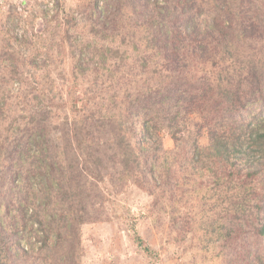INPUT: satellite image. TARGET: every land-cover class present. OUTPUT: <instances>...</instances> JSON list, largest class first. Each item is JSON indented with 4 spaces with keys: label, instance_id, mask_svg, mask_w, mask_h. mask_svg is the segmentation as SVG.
I'll use <instances>...</instances> for the list:
<instances>
[{
    "label": "trees",
    "instance_id": "trees-1",
    "mask_svg": "<svg viewBox=\"0 0 264 264\" xmlns=\"http://www.w3.org/2000/svg\"><path fill=\"white\" fill-rule=\"evenodd\" d=\"M89 2L90 15L97 14L91 34L103 42L79 47L96 58L88 60L91 82L87 65L74 56L71 16L58 34L59 52L71 62L61 75L68 98L60 104L48 98L50 108L63 113L59 160L44 153L50 112L11 118L3 127L7 104L0 107L2 132L22 134L10 148L8 138L0 142V264H78L79 229L95 221L86 198L92 207L102 201L95 190L110 177L100 151L105 146L114 150L111 169L117 166L121 180L146 190L153 205L167 200L162 180L176 179L170 190L176 204H163V210H175L181 239L212 242V264L227 258L264 264V0H80L78 8ZM13 40L34 46L24 37ZM21 52L10 49L14 65L7 78L28 85L24 72L48 64L38 65L39 53L27 61ZM136 52L142 54L140 72L133 71L129 86V74L121 71L134 69L127 55ZM80 80L90 87L77 97ZM88 102L96 108L87 113ZM162 132L172 149L162 147ZM28 145L39 154H30ZM34 179L45 183L39 193L32 190ZM52 190L58 203L50 214L46 196ZM35 225L31 234L24 230Z\"/></svg>",
    "mask_w": 264,
    "mask_h": 264
},
{
    "label": "rangeland",
    "instance_id": "rangeland-1",
    "mask_svg": "<svg viewBox=\"0 0 264 264\" xmlns=\"http://www.w3.org/2000/svg\"><path fill=\"white\" fill-rule=\"evenodd\" d=\"M79 2L80 0H0V107L7 104V110L4 113L0 109L5 118L3 127L8 124L11 118L21 121L20 118H26L27 115L35 114L39 116L50 112V115L45 114L47 119L43 123L44 128H46L44 138L47 141L44 153L50 156L54 155V161H58L61 156L60 149L63 146L60 137L62 136L61 130L64 123L62 109L50 108L48 98H54L57 104L68 98L67 87L69 85L65 84L61 75L63 68L67 69L71 62L68 58L64 59L61 56L57 46V42H59L58 34L63 30L65 18L68 16L73 18L68 27V34L75 49L73 51L75 58H81V62L86 64L89 69L87 72V74H90L87 77L89 82L93 80L91 76L93 70L91 62L88 60L92 59L95 62L96 58H93L90 52H85L86 50L83 51L85 53L80 54L79 50L81 47L85 48L87 43L91 45H101L103 43H99V39L91 34V26H94L97 14L90 15V2L86 6L78 8ZM100 5L101 3H99ZM61 26L62 28H60ZM14 37L18 40L24 37L34 46L32 44L28 47L19 45L13 40ZM114 43H119V40H115ZM10 49H21V53L25 55L27 61H29L28 55L39 53L35 57L38 65L47 62L48 67L46 69L39 67L37 71L32 69L25 71L22 78L24 83L28 85L16 82L14 78L11 79L12 81L8 80L10 77L6 69L14 65V62L9 59ZM50 49L51 53L47 54ZM140 55L142 54L137 52L134 55L128 54L127 65L134 69L124 68L121 71L129 74L125 77L129 86L132 85L129 78L132 76L133 71L134 74L140 72V67L137 69L140 63L137 56ZM46 72L49 76L46 75ZM137 75L135 80L140 84L141 76L139 73ZM89 87L88 81L80 80V88L76 96L82 97V93L89 90ZM120 87H123V83ZM85 104L88 108L87 113L94 111V108H96L94 102ZM102 104L100 103L98 106L100 107ZM79 106H81V103H79ZM100 108L102 109L99 110L98 114L105 115L104 107ZM0 136L2 137H0L2 143L8 138L6 145L10 148L19 141L22 134L8 133L5 135L0 129ZM160 137L164 150L173 148L172 141L166 132L160 133ZM205 143V138L200 139V146ZM29 147H31L30 154H39L37 147ZM100 151L102 163L108 167V174L112 179L104 177V181L97 184L95 193L98 195L99 189L103 196L102 201L96 199L98 203L96 205L93 203L92 207L91 199L86 198L85 204L95 209L94 212H91L90 217V220L95 221H88L79 229L81 256L78 264H212L210 260L217 251L216 247L211 245L212 242L204 246L189 236L181 239V236L178 235V225L175 222L177 217L173 216L175 210L171 211V215L169 209L167 211L163 210V204L174 206L175 202L172 201L174 193L170 190L175 187L176 179L169 176L162 180L161 183L166 188L163 196L167 200L156 202V205H153L154 197L146 190L140 189L131 180H121L119 175L115 173V171L120 170L117 166L114 167L115 169H111L113 166L109 159L114 150L112 151V148L105 146ZM27 165L26 163L25 166ZM91 182L94 183V180L89 183ZM44 184L39 179H34L32 190L39 193V189ZM156 192L161 194L158 190ZM53 196L54 190L47 193L46 196L48 199L50 198L48 209L50 214H53V203L55 202ZM31 208L33 210V207ZM91 208H88L87 212ZM96 211L99 212L98 216L95 214ZM2 213L3 210L0 211V215ZM46 218H49V216ZM10 222L6 218L3 224L7 228ZM37 226L35 225L33 230L27 226L24 230L27 234H31ZM15 229L18 233L17 226H15ZM25 231L22 234L21 243L26 246ZM37 235L41 236V234ZM51 237L54 239L53 235ZM138 239L141 240L140 243ZM0 244L2 245L1 239ZM217 263L221 264V262ZM222 264L232 263L227 258L225 263ZM237 264L241 263L238 262Z\"/></svg>",
    "mask_w": 264,
    "mask_h": 264
}]
</instances>
